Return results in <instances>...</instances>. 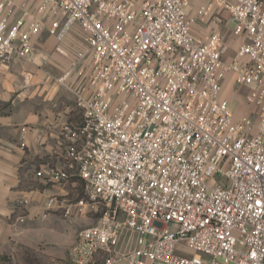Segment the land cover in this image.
<instances>
[{
    "label": "built area",
    "instance_id": "built-area-1",
    "mask_svg": "<svg viewBox=\"0 0 264 264\" xmlns=\"http://www.w3.org/2000/svg\"><path fill=\"white\" fill-rule=\"evenodd\" d=\"M190 2L0 0L1 64L28 60L45 28L61 38L75 23L85 44L57 79L82 117L64 128L67 170L44 172L83 183L63 216L101 211L67 264H264V0ZM227 79L247 88L238 115ZM123 230L135 246L119 253Z\"/></svg>",
    "mask_w": 264,
    "mask_h": 264
},
{
    "label": "crops",
    "instance_id": "crops-1",
    "mask_svg": "<svg viewBox=\"0 0 264 264\" xmlns=\"http://www.w3.org/2000/svg\"><path fill=\"white\" fill-rule=\"evenodd\" d=\"M194 29L205 31L198 25ZM84 48L82 33L72 23L61 38L43 29L28 60L0 63V252L12 239L23 240L30 221L49 219L76 195L81 180L73 173L53 182L44 172L48 167L67 170L64 128L79 125L82 117L72 93L57 79ZM88 68L86 62L81 75L77 68L65 83L79 85ZM49 199L52 208L46 206Z\"/></svg>",
    "mask_w": 264,
    "mask_h": 264
},
{
    "label": "rangeland",
    "instance_id": "rangeland-1",
    "mask_svg": "<svg viewBox=\"0 0 264 264\" xmlns=\"http://www.w3.org/2000/svg\"><path fill=\"white\" fill-rule=\"evenodd\" d=\"M196 0H191L187 12H190ZM222 22L225 21V14L220 15ZM230 27V24H228ZM221 31L224 28L221 27ZM205 32V31H203ZM235 41L229 33L224 34V47L226 52H231ZM247 91L244 89H234L227 79L223 84L222 94L228 101V108L236 115L243 112L241 96ZM72 203L85 198L83 183L77 184V192ZM101 211L92 209L91 206L79 210L72 207L68 216H63L62 212H54L50 218L40 216L26 225L22 239H12L10 244L0 252V264H67L68 251L73 244L79 229L93 225L97 222ZM46 214V213H45ZM36 218V217H35ZM136 235L123 230L117 252L125 253L135 246ZM38 242H36V241ZM238 248V247H236ZM121 264H124L123 262Z\"/></svg>",
    "mask_w": 264,
    "mask_h": 264
}]
</instances>
